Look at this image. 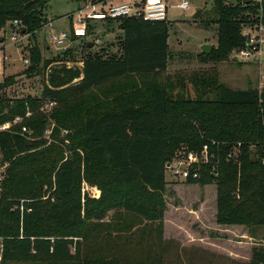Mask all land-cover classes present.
<instances>
[{"label": "trees", "instance_id": "1", "mask_svg": "<svg viewBox=\"0 0 264 264\" xmlns=\"http://www.w3.org/2000/svg\"><path fill=\"white\" fill-rule=\"evenodd\" d=\"M244 2L212 0L217 46L210 54H201L203 61L225 59L243 46L242 25L250 23L258 9ZM47 3L0 0V29L7 21H17L23 24V33L35 36L44 26L41 10ZM261 10L264 20V2ZM111 21L118 22L122 33L118 57L87 56L72 61L81 67H71L69 48L61 57L43 62L37 48L27 49L24 74L42 73L45 82L39 99L15 101L10 113L0 115L1 124L31 112L20 126L0 132V167L4 168L0 264H110L83 260L82 242L90 228L77 220L80 179L101 190V197L93 202L98 212L119 207L146 221L161 222L165 172L180 145L198 153L207 145L213 155V173L212 165L201 166L198 179L186 181L215 182L220 223L264 225V87L232 90L216 81H203L212 87L211 98L202 99L200 91L191 98L182 93L172 96L167 86L156 82L169 58L167 22L134 17ZM87 44L84 48L91 51ZM132 77L144 81L115 95L107 109L98 102L81 103L95 89ZM41 99L55 103L50 112L53 127L35 111ZM22 125L32 140L20 134ZM47 129L50 143L44 138ZM237 144L235 162L227 154ZM19 203L22 212L11 211ZM248 264H264V248L253 249Z\"/></svg>", "mask_w": 264, "mask_h": 264}, {"label": "rangeland", "instance_id": "2", "mask_svg": "<svg viewBox=\"0 0 264 264\" xmlns=\"http://www.w3.org/2000/svg\"><path fill=\"white\" fill-rule=\"evenodd\" d=\"M115 1L117 4L128 3L132 9L142 4V0ZM163 1L166 5L169 58L165 72L156 79L159 85L167 86L172 96L182 93L183 97L191 98L197 95L196 91H200L202 99L203 96L207 99L212 96L208 93L212 87L203 84V81H216L232 90H260L264 87V54L261 64H239L233 61L232 52L216 62L200 58L202 45L217 46L212 0ZM184 1L188 2V8L180 9L179 5ZM89 3L48 0L41 10L44 26L33 37L30 33H24L25 36L21 35L18 43H14L10 35L23 34L25 28L22 23L15 25L14 21H7L0 29V48L8 57L4 64L0 63V115L7 111L10 113L15 101L41 97L45 76L42 73L31 77L24 74L29 64L27 49L37 48L41 62L59 58L63 51L52 45L51 37L55 35L66 33L69 36L64 43L70 49L67 51L68 66L81 67L82 64L74 62L87 56L118 57L122 34L117 21H89L84 38L73 39L70 36L74 22L72 14ZM110 4L113 5L104 1L101 7ZM196 11H200V16L194 20L192 15ZM205 21L208 23L207 29L204 27ZM91 42L94 47L87 51L83 45ZM141 81L144 80L132 77L103 85L81 98V103L98 102L105 110L106 104L115 95L133 83L140 85ZM46 101L49 100L41 99L35 111L43 114L53 127L50 119L53 106L40 110ZM33 105L36 107V104ZM3 123L8 124L9 131L14 127L12 120ZM188 152L198 150H189L185 145H180L173 159ZM3 170L0 167V173ZM210 170H213L212 166ZM78 190L77 220L90 228L87 240L82 242L83 260H105L110 264H248L252 250L264 248V225L225 224L217 220L215 182H187L173 178L166 171L163 194L165 211L161 222L146 221L119 207L98 212L93 202L99 200L101 190L84 178L80 179ZM22 204L14 205L11 211L22 212ZM2 240L0 236V254Z\"/></svg>", "mask_w": 264, "mask_h": 264}, {"label": "built area", "instance_id": "3", "mask_svg": "<svg viewBox=\"0 0 264 264\" xmlns=\"http://www.w3.org/2000/svg\"><path fill=\"white\" fill-rule=\"evenodd\" d=\"M234 0H225L227 4H231ZM244 1L251 2L257 5V13L255 17L252 18L250 23L242 25L240 35L243 38L244 44L242 47L235 49L232 53L233 61L237 63H258L261 64L262 55L264 54V20L262 17L261 6L264 0H240V3L245 4ZM102 3H89L82 8L77 9V11L72 14L74 22L72 24L71 34L72 38L80 39L87 35V29L89 27V21H108L116 20L126 17L143 18L144 20L151 22H161L166 21V5L163 0H142L140 7H135L132 9L128 3H119L101 7ZM180 9H187L188 2L184 1L179 5ZM15 25L18 24L17 21L13 22ZM23 33V32H22ZM21 33H15L10 35V39L14 43H18L21 40ZM20 37V38H19ZM69 36L66 33H60L51 37L52 45L60 51L67 50V46L64 44L68 41ZM0 48V63L4 64L8 60V57L2 53ZM81 64V63H80ZM68 65V63H67ZM82 66V65H81ZM55 103L52 101H46L40 110L44 111L54 106ZM31 112L26 111L25 117H29ZM23 117L15 116L12 118V124L14 126H20L22 124ZM20 134L28 140H32L31 132L25 127L21 126ZM9 131L8 124H0V132ZM66 134V131H62ZM44 138L51 142L49 139V130L45 131ZM237 144L234 147V151L227 154V158L235 161V156L238 154ZM213 155L210 154L208 146L204 145L200 153L198 152H188L186 154H179L170 163H168L167 171L173 178L180 180L188 179H198L199 172L198 168L203 165H212V169H215L213 163ZM213 173V170H212ZM216 172H214L215 174ZM2 251V250H1ZM1 255V254H0Z\"/></svg>", "mask_w": 264, "mask_h": 264}, {"label": "water", "instance_id": "4", "mask_svg": "<svg viewBox=\"0 0 264 264\" xmlns=\"http://www.w3.org/2000/svg\"><path fill=\"white\" fill-rule=\"evenodd\" d=\"M200 16V11H196L193 15H192V19L196 20L198 19ZM88 49H91L93 48V45L91 43H88L87 46H86ZM212 50V46L211 45H208V44H204L200 47V52L203 54V55H208L210 54ZM167 168H168V165H167Z\"/></svg>", "mask_w": 264, "mask_h": 264}, {"label": "crops", "instance_id": "5", "mask_svg": "<svg viewBox=\"0 0 264 264\" xmlns=\"http://www.w3.org/2000/svg\"><path fill=\"white\" fill-rule=\"evenodd\" d=\"M109 2H112L113 4H117V3H114V2H116L115 0H108L107 1V3H109ZM111 5V4H110ZM120 33H121V31H120ZM122 34V33H121ZM121 37H122V35H121Z\"/></svg>", "mask_w": 264, "mask_h": 264}]
</instances>
